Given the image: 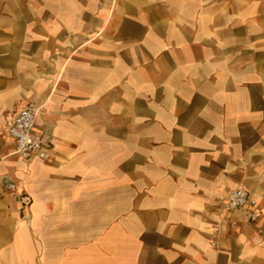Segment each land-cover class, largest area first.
Returning a JSON list of instances; mask_svg holds the SVG:
<instances>
[{"label":"crops","instance_id":"crops-1","mask_svg":"<svg viewBox=\"0 0 264 264\" xmlns=\"http://www.w3.org/2000/svg\"><path fill=\"white\" fill-rule=\"evenodd\" d=\"M0 264H264V0H0Z\"/></svg>","mask_w":264,"mask_h":264},{"label":"built area","instance_id":"built-area-1","mask_svg":"<svg viewBox=\"0 0 264 264\" xmlns=\"http://www.w3.org/2000/svg\"><path fill=\"white\" fill-rule=\"evenodd\" d=\"M37 111L32 104L26 105L23 109L16 112L7 129V135L14 144V155L24 161L41 160L49 161L52 157L53 146L46 135L36 129ZM11 191L16 190V184L11 182L8 186ZM19 202L23 209L30 203L27 196H20ZM251 208L250 221L255 222L260 209L258 203L251 196L250 192L239 187L230 192L225 201V210L234 212Z\"/></svg>","mask_w":264,"mask_h":264}]
</instances>
